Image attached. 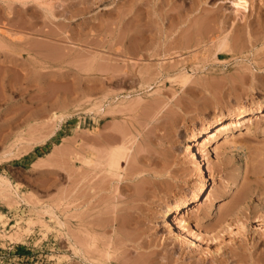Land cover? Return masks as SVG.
Instances as JSON below:
<instances>
[{
  "label": "rangeland",
  "instance_id": "374dc122",
  "mask_svg": "<svg viewBox=\"0 0 264 264\" xmlns=\"http://www.w3.org/2000/svg\"><path fill=\"white\" fill-rule=\"evenodd\" d=\"M240 9L0 0V264H264V0Z\"/></svg>",
  "mask_w": 264,
  "mask_h": 264
},
{
  "label": "bare ground",
  "instance_id": "6f19581e",
  "mask_svg": "<svg viewBox=\"0 0 264 264\" xmlns=\"http://www.w3.org/2000/svg\"><path fill=\"white\" fill-rule=\"evenodd\" d=\"M247 1L248 0H235V7H239V9L241 8V9H246V3H247ZM240 9V10H241ZM202 32V31H201ZM208 32V31H207ZM3 33V32H2ZM2 33H0L3 37H1V38H4V34H2ZM209 33V32H208ZM207 33V34H208ZM230 31L228 32V33H226L225 32V34L223 35V36H219V37H217V39H215V46H216V48H217V50H220V51H225V50H227L228 49V47H229V41H230ZM208 38H210V36H208ZM207 38V39H208ZM132 39V38H131ZM196 39V38H195ZM6 40V39H5ZM133 40V39H132ZM132 40H130V41H132ZM142 40V39H141ZM143 40H145L144 38H143ZM141 41V42H143V43H141V42H138L137 40V42L138 43H134V44H132V42H131V44H130V42H129V44L130 45H128V47H126V49L125 50H123L122 52L124 53V55L126 54V56H128L129 57V59L131 58L132 59V56H133V58H134V56L135 55H137V54H139V53H142V55H144V52L143 51H146V50H148L149 49V47L150 46H148V45H146L145 43H144V41ZM146 41V40H145ZM197 41V40H196ZM204 41V40H203ZM162 43H168L169 42V45L171 46V44H172V41H169V39L167 38V39H165L164 38V40L163 41H161ZM205 42V41H204ZM182 44V43H181ZM164 45V44H163ZM163 45H161V46H163ZM125 46H127V45H125ZM168 46V45H167ZM118 52H120V51H118ZM123 53H122V55H123ZM119 54V53H118ZM125 56V57H126ZM118 59V58H117ZM121 59V58H120ZM115 60V59H114ZM130 61V60H129ZM185 72V71H184ZM188 73V72H187ZM183 73H181V75H182ZM185 74V73H184ZM189 74V73H188ZM183 75L182 76V78L184 77V76H189V75ZM191 75V74H190ZM191 77H192V75H191ZM191 77L189 78L190 80H191ZM179 78H180V76H179ZM181 78V82H182V80H184V79H186L185 77L182 79ZM187 80V79H186ZM184 83V82H183ZM186 83V82H185ZM190 84V83H189ZM183 85V84H182ZM186 85V84H185ZM184 86V85H183ZM186 86H188V84L186 85ZM262 104V103H261ZM98 106V105H97ZM260 108H261V106L258 108L259 110H260ZM257 109V108H256ZM255 109V110H256ZM259 110H256V111H258L259 112ZM252 111H254V108L253 107H250V108H248V109H242V110H240L238 113H236V116H235V118H231V119H229V120H222V122H220L213 130H211V131H209L207 134H206V138H205V140L204 141H206L208 144H211L212 145V143L214 144V143H217L218 141H219V138H220V136H225L227 139V142L230 144V143H232V144H237V141H238V139H239V136H236V134H235V132H232L231 131V129H232V127L233 126H236V125H238V124H241V119L242 118H246V117H248L251 113H252ZM249 127H251V125L249 126ZM203 141V142H204ZM234 144V145H235ZM201 145V143L199 142V140L198 139H196V140H189L188 142H187V149H188V153H192V156H193V158H192V160L193 161H199V159L200 158H198V156H197V152H196V149H195V147H197V146H200ZM211 146L209 145L208 146V148H210ZM131 148L133 149V147L131 146ZM131 148L130 147H128L125 143L123 144V145H120V146H116V147H114V148H110V149H112V150H110V152L108 153V158H107V160H106V167L108 168V170L109 171H111V172H109V171H107V172H109L110 174L112 173L113 175H114V172H115V175L116 174H118L119 172H120V170H121V168H122V166H121V162L122 161H124L125 162V160H127L128 159V156H129V154H130V152H131ZM211 149V148H210ZM133 153H134V150H133ZM131 157H132V152H131V155H130ZM125 159V160H124ZM128 160H130V159H128ZM107 170V169H106ZM122 174V173H121ZM204 180H205V174L203 173V175L201 176V181L203 182V191L204 190H208V188L206 187L207 185H206V183H204ZM199 198V197H198ZM200 200V199H199ZM199 200H197L196 201V203H197V206H199ZM201 205V204H200ZM190 207V203H189V201L187 202H185V203H183V205L182 204H175L173 207H171V208H168L167 210H166V213H165V215L164 216H166V217H168L169 215H170V213L172 212V215H173V213H174V216H173V221H175L177 218H176V214H177V212H179V211H181L182 209H186V208H189ZM171 225H173V223L171 224Z\"/></svg>",
  "mask_w": 264,
  "mask_h": 264
}]
</instances>
